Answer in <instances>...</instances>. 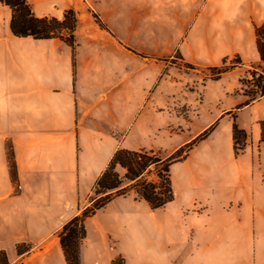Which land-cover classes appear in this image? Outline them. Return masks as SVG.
<instances>
[{"label": "crops", "instance_id": "0c3cea01", "mask_svg": "<svg viewBox=\"0 0 264 264\" xmlns=\"http://www.w3.org/2000/svg\"><path fill=\"white\" fill-rule=\"evenodd\" d=\"M27 1L36 17L62 19L72 9L76 25L73 45L17 36L12 10L0 2V264H67L58 232L89 204L116 149L172 153L214 121L212 132L171 165V201L151 209L144 200L117 196L85 218L80 264H114L118 257L122 263L115 264H264V197H230L250 179L254 150L264 159V95L243 105L246 96L234 92L237 67L200 87L182 70L176 74L185 80L169 79L170 72L138 87L136 48L117 27L119 10L116 17L100 13L101 28L84 0ZM207 6L201 15L191 9L189 24L179 20L168 55L178 50L179 59L196 66L235 53L259 58L253 18L234 12L221 19L220 10L264 9V0ZM173 104L195 109L173 116L156 108ZM238 105L236 122L248 140L235 156L228 111Z\"/></svg>", "mask_w": 264, "mask_h": 264}, {"label": "trees", "instance_id": "16d2710c", "mask_svg": "<svg viewBox=\"0 0 264 264\" xmlns=\"http://www.w3.org/2000/svg\"><path fill=\"white\" fill-rule=\"evenodd\" d=\"M8 5L12 10L10 29L17 36H32L34 38L59 37L68 44H74V29L76 25V15L74 10L68 9L62 19L53 16L36 17L31 11L27 0H0ZM92 15L98 25L106 28L99 15L93 11ZM256 48L260 62L257 69L251 71V78H241L240 83L246 85L248 89H242V94L246 96L243 103L249 104L258 100L264 95V21L259 25H254ZM235 61L231 65H226L228 57H224L219 65L208 67L212 72V79H219L221 75L241 63L238 55H234ZM242 105H238L234 110L228 111L232 114V139L235 156L243 152L246 148L248 134L239 127L236 122L235 111ZM260 124V142L264 145V119ZM214 121L193 139L184 143L167 156H162L159 151L144 147L138 149L118 148L111 157L107 167L96 179L94 184V196L90 197L89 204L78 214L65 222L58 237L67 264H80L79 249L86 231L84 220L102 208L108 201L117 196H126L130 192L134 193V198L144 200L151 209L164 206L174 198L170 167L174 162L182 161L189 151L200 140L206 138L216 127ZM8 157L12 176L15 178V163L8 149ZM123 169L120 174L117 168ZM153 175V178L149 176ZM20 246L18 245V250ZM122 263V257L117 261Z\"/></svg>", "mask_w": 264, "mask_h": 264}, {"label": "rangeland", "instance_id": "374dc122", "mask_svg": "<svg viewBox=\"0 0 264 264\" xmlns=\"http://www.w3.org/2000/svg\"><path fill=\"white\" fill-rule=\"evenodd\" d=\"M211 1L212 0H196V3L193 4V2L189 3L188 0H182V6L178 9V17L173 16L177 0H84V4L86 5V9L84 10L86 12L88 11L92 17L93 15L91 11L97 13L99 17L100 13H104L108 17H116L117 10L121 12V18L117 22V27L126 38V42L136 48V86L140 84H155L159 80V77H165L168 79V76L165 74L169 75L170 72H172V74L169 79L175 78L185 80L176 74V72H181L180 70H182L187 73L188 76L184 75V78L188 77V80L186 81L189 84H191V77L194 75L196 78H193V83L197 82L200 87L201 83L208 84L212 80H216L212 79V72L208 69L210 66H196L185 62L182 59H179L178 50L172 52L170 57L167 53V49L170 47L172 37H174L175 33L181 29L178 26L179 20L181 19V25L189 24V22H191L189 20V11L192 9L197 12L198 15H201V12H207L206 8L208 7V2ZM220 1L225 2L227 0ZM118 4L120 5V9L117 6ZM133 11L135 14H133ZM234 12L238 15L240 14L244 16L246 19L253 18L252 23L254 25H259L264 21V9L259 8L245 9L241 11H231L222 8L220 10V17L221 19H229ZM181 35L186 36L187 30L184 31V33H181ZM234 55L240 57L237 53L226 56L228 57L226 65H231L232 62L235 61ZM240 59L241 63L233 66V68H238V82L234 92L238 91L242 93V89H245L246 85L240 83V79L251 78V71L257 69V63H259L260 60L258 56L256 58L240 57ZM220 63L216 65H219ZM174 65L178 68L177 71L172 68ZM159 69L160 73H158ZM198 98H202V96L200 95ZM156 108L158 111H169L173 116L175 114L180 115V111L186 109L189 110V115H191V110L195 109L193 105L185 107L180 106L179 104L157 106ZM180 126L181 124H178L177 126L174 125L173 129L177 130ZM157 151H159L162 156L171 154L168 148ZM117 171L120 174L123 173V169L119 167L117 168ZM153 177V175L149 176L150 179ZM18 185L19 184L16 185V189L21 188H18ZM93 196L94 185L88 193V201L90 197ZM126 196L134 197V193L130 192ZM230 197H264V159H260L255 150L250 179H248L246 185H238L235 192L232 193Z\"/></svg>", "mask_w": 264, "mask_h": 264}, {"label": "built area", "instance_id": "2783aa9c", "mask_svg": "<svg viewBox=\"0 0 264 264\" xmlns=\"http://www.w3.org/2000/svg\"><path fill=\"white\" fill-rule=\"evenodd\" d=\"M17 187L19 188L20 186L18 185Z\"/></svg>", "mask_w": 264, "mask_h": 264}]
</instances>
